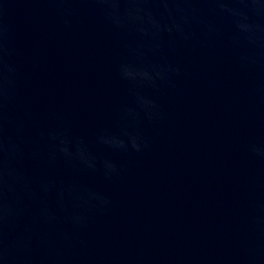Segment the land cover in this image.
<instances>
[{
  "label": "water",
  "instance_id": "1",
  "mask_svg": "<svg viewBox=\"0 0 264 264\" xmlns=\"http://www.w3.org/2000/svg\"><path fill=\"white\" fill-rule=\"evenodd\" d=\"M0 264H264V0H0Z\"/></svg>",
  "mask_w": 264,
  "mask_h": 264
}]
</instances>
